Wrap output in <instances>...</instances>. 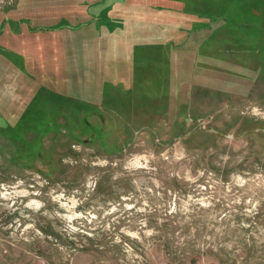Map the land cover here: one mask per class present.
<instances>
[{"label":"rangeland","instance_id":"rangeland-1","mask_svg":"<svg viewBox=\"0 0 264 264\" xmlns=\"http://www.w3.org/2000/svg\"><path fill=\"white\" fill-rule=\"evenodd\" d=\"M0 264H264V0H0Z\"/></svg>","mask_w":264,"mask_h":264}]
</instances>
